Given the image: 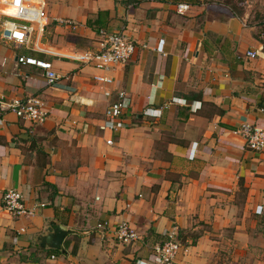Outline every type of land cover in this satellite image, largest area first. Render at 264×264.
Here are the masks:
<instances>
[{"label": "crops", "instance_id": "1", "mask_svg": "<svg viewBox=\"0 0 264 264\" xmlns=\"http://www.w3.org/2000/svg\"><path fill=\"white\" fill-rule=\"evenodd\" d=\"M45 1L41 51L0 40V100L36 95L49 110L39 125L0 105V264H147L173 229L182 245L173 264H264V152L233 134L243 124L264 128L256 24L201 0ZM179 4L189 10L179 14ZM99 29L136 44L130 62L108 74L111 87L103 71L74 59L99 50ZM21 56L51 63L58 81L48 85ZM116 90L127 93L125 128L102 132ZM10 189L45 207L13 217L1 203ZM100 222L109 228L97 230ZM121 222L137 242L116 240Z\"/></svg>", "mask_w": 264, "mask_h": 264}, {"label": "built area", "instance_id": "2", "mask_svg": "<svg viewBox=\"0 0 264 264\" xmlns=\"http://www.w3.org/2000/svg\"><path fill=\"white\" fill-rule=\"evenodd\" d=\"M10 8L14 12L11 16L5 15L1 10ZM45 0H0V15L5 17L1 23L0 40L18 47H26L41 51L40 38L46 26ZM189 10L187 4L177 5V12L183 14ZM61 25L75 28L76 24L69 19H59ZM99 37V50L97 52H85L75 55L74 59L83 65H90L104 72L100 81L106 87L113 86V79L108 74L117 66L126 65L130 62L136 50V44L131 38L121 32H108L104 29L97 31ZM259 56L257 52L248 51L246 57L255 59ZM18 63L22 65L35 66L43 71L47 84L53 86L58 81V76L52 68L51 63L37 60L34 57L21 56ZM104 97L109 99L113 93L110 90L103 92ZM114 99L106 107L104 120L99 126L102 132L114 133L125 128L124 110L126 108L127 93L123 90H116ZM173 103L184 104L185 101L173 99ZM1 110H8L16 118L23 122L43 124L48 119L49 110L46 103L36 95L24 98H14L8 104L0 100ZM159 112L148 109L145 114L157 116ZM2 120L0 119V125ZM234 135L240 136L245 147L255 153L264 152V128L251 124H243ZM107 145L112 140L106 141ZM192 156V154H191ZM2 208L13 217H31L38 209L45 207L44 204L27 206L21 193L14 189L6 190L1 199ZM104 231L109 228L108 223L100 222L95 227ZM116 240L124 245L135 243L139 240L137 231L127 222L119 223L114 229ZM182 249L177 239L176 229H173L167 239L157 244L152 249V259L147 264H173L178 252ZM54 258V256H51Z\"/></svg>", "mask_w": 264, "mask_h": 264}, {"label": "rangeland", "instance_id": "3", "mask_svg": "<svg viewBox=\"0 0 264 264\" xmlns=\"http://www.w3.org/2000/svg\"><path fill=\"white\" fill-rule=\"evenodd\" d=\"M200 3H209L210 5L219 7H230L239 16H242V12H245L248 15L247 22L251 25L256 24L258 27L257 34L259 37L262 35L261 41L264 42V0H201ZM1 11L5 15H12H9L8 8H3ZM227 11L226 13H230V11ZM3 18L5 19V17ZM1 20L2 18H0V22Z\"/></svg>", "mask_w": 264, "mask_h": 264}, {"label": "water", "instance_id": "4", "mask_svg": "<svg viewBox=\"0 0 264 264\" xmlns=\"http://www.w3.org/2000/svg\"><path fill=\"white\" fill-rule=\"evenodd\" d=\"M61 229V233H57L54 235L53 239L51 242H48V244L52 247V248H58L63 237H64V232H65V228L63 226L60 227ZM47 238V237H44Z\"/></svg>", "mask_w": 264, "mask_h": 264}, {"label": "trees", "instance_id": "5", "mask_svg": "<svg viewBox=\"0 0 264 264\" xmlns=\"http://www.w3.org/2000/svg\"><path fill=\"white\" fill-rule=\"evenodd\" d=\"M53 252H56V251H53Z\"/></svg>", "mask_w": 264, "mask_h": 264}]
</instances>
